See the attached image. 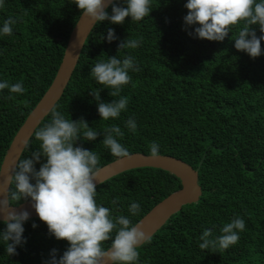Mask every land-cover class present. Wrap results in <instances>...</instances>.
<instances>
[{
    "label": "trees",
    "instance_id": "trees-1",
    "mask_svg": "<svg viewBox=\"0 0 264 264\" xmlns=\"http://www.w3.org/2000/svg\"><path fill=\"white\" fill-rule=\"evenodd\" d=\"M117 2L123 5V0ZM186 2L151 0L152 11L141 21L95 23L60 99L36 127L19 160L39 148L34 133L51 121L53 109L72 121L83 118L100 133L95 141H83L81 134L74 145L96 151L97 168L117 159L101 142L106 127L119 126L124 136L117 140L130 154L150 155L155 142L159 155L192 169L201 161L197 202L182 206L140 245L135 264H264V42L262 54L253 59L234 47L242 24L222 42L193 38L188 33L196 26L186 28L183 21ZM106 10L111 15V7ZM80 13L71 0H4L0 7V28L9 17L17 20L12 35H0V82H22L26 89L23 95L12 94L13 99L7 98L8 89L0 90V163L15 132L50 85ZM252 27L259 37V27ZM109 28L117 37L111 43L106 39ZM125 39L141 42L135 49L118 50ZM128 55L140 71H129L132 79L120 93L128 98L126 110L117 119L100 120L99 101L90 92L103 86L90 70L99 61ZM108 91H100L101 101L119 98ZM129 118L137 124L135 133L125 127ZM179 188V180L165 171L137 168L97 185L96 202L135 225ZM113 199L119 202L112 204ZM133 202L140 204L135 216L128 212ZM235 217L245 221L235 245L217 253L199 248L204 230L212 229L213 238L218 237L223 224ZM4 227L0 222V231ZM23 228L26 243L16 248V255L8 256L0 240V264H45L52 249L59 258L68 247L66 241L50 236L38 218L29 219Z\"/></svg>",
    "mask_w": 264,
    "mask_h": 264
},
{
    "label": "clouds",
    "instance_id": "clouds-1",
    "mask_svg": "<svg viewBox=\"0 0 264 264\" xmlns=\"http://www.w3.org/2000/svg\"><path fill=\"white\" fill-rule=\"evenodd\" d=\"M81 12V17L89 18L93 24L108 21L120 25L130 18L138 22L148 17L152 11L151 0H123L121 6L117 0H71ZM4 0H0V7ZM111 7V15L108 9ZM187 15L183 18L187 27L196 26L188 33L200 40L222 42L232 32L233 27L241 25L234 47L246 53L250 58L262 54L264 42V0H187L184 4ZM16 19L9 17L0 28V35H12V26ZM252 26H258L261 35L257 37ZM103 38V37H102ZM107 42L117 39L112 28L107 29ZM139 39H125L118 44V50L135 49ZM138 72L134 57L126 56L123 60L113 56L106 61H99L90 70L91 77L103 86L90 92L97 101L100 120L119 118L126 110L128 98L120 95L123 86L131 81L129 71ZM8 89V99L12 94L23 95L26 89L22 82L9 84L0 82V90ZM110 89V103L100 100V91ZM27 104V101H21ZM51 121L35 131V140L39 148L31 152L28 158L18 160L10 174L0 186V217L4 224L0 231V240L6 245L8 256L16 255V248L23 243V225L30 218L28 211L15 210V204L21 200L30 202L38 219L48 229V234L57 241H66L67 249L57 258L56 249H52L45 264H135L139 259L138 247L145 241L146 235L140 224L133 225L124 216H113L110 208L96 202L100 157L96 151L75 146L78 140L95 141L100 135L89 127L83 119L72 121L53 109ZM125 127L135 133L137 124L134 118L125 122ZM124 132L119 126L106 127L102 144L118 160L131 157L128 149L118 142ZM150 159L160 158L159 145H150ZM43 159L44 162H41ZM39 164L37 170L35 165ZM14 185V187H13ZM113 199L112 204H117ZM140 211V204L133 202L128 208L130 215ZM33 228L37 227L35 223ZM245 221L235 217L223 224L220 235L213 238L212 229H206L200 235L199 248L212 253L227 250L239 240V233L244 231ZM111 241L105 249L104 243Z\"/></svg>",
    "mask_w": 264,
    "mask_h": 264
},
{
    "label": "water",
    "instance_id": "water-1",
    "mask_svg": "<svg viewBox=\"0 0 264 264\" xmlns=\"http://www.w3.org/2000/svg\"><path fill=\"white\" fill-rule=\"evenodd\" d=\"M93 25L89 18L81 17V13L79 14L68 34L60 63L50 85L19 126L3 155L0 163V186L3 185V181L10 174L14 164L18 162L28 139L36 127L60 99L76 66L84 41ZM148 157L149 155L133 153L129 159L118 160L117 158L103 165L98 168L100 182L97 184L99 185L120 173L137 168L159 169L179 180L180 188L178 190L159 201L137 221L136 224H140L146 235L145 241L152 237L182 206L196 203L201 194L197 183V171L201 161L196 169H192L181 160L170 156L160 155V158L157 159ZM12 207H15L17 212L28 211L30 213L29 219L38 218L35 211L30 207L29 201ZM0 220H2V217H0Z\"/></svg>",
    "mask_w": 264,
    "mask_h": 264
}]
</instances>
